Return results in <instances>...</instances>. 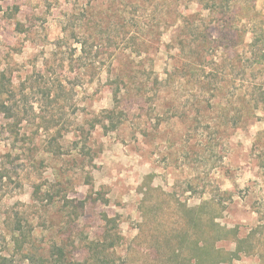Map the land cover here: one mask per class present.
Returning a JSON list of instances; mask_svg holds the SVG:
<instances>
[{
    "label": "rangeland",
    "instance_id": "rangeland-1",
    "mask_svg": "<svg viewBox=\"0 0 264 264\" xmlns=\"http://www.w3.org/2000/svg\"><path fill=\"white\" fill-rule=\"evenodd\" d=\"M244 1L183 47V16L208 14L198 0H0L6 264H165L209 199L199 219L254 245L221 264H264V0Z\"/></svg>",
    "mask_w": 264,
    "mask_h": 264
},
{
    "label": "trees",
    "instance_id": "trees-1",
    "mask_svg": "<svg viewBox=\"0 0 264 264\" xmlns=\"http://www.w3.org/2000/svg\"><path fill=\"white\" fill-rule=\"evenodd\" d=\"M198 3L201 7V9H206L208 11V14L204 16L201 14V12L196 13H189L183 16L181 20V25L177 31V34L175 36L180 40L179 43H181V46L184 45V35L186 32L188 33H194V34H205L206 32V39L209 34H207V21L208 19L212 20L214 19V16L211 14H217L215 16L217 20L220 22L222 18L218 15H222L224 11H222V8H228L229 11H232L234 9H238L239 11H247L249 10V7H251V4L249 2L244 0H198ZM243 20L246 22L247 25L253 26L252 20L249 16H243ZM217 21V22H218ZM226 22V21H224ZM145 27L149 31V24H145ZM238 29V28H237ZM239 31V30H237ZM245 32V30H242ZM247 31V30H246ZM252 36V42L249 44V46L254 47L255 42L260 39V37L256 36L254 32L251 33ZM243 35V33L241 34ZM214 42V41H212ZM191 48H195L196 43H191ZM251 52L253 49H250ZM195 51H191V53H194ZM197 54V53H196ZM207 56L201 55L200 58H193V63L198 64L200 67H205L206 65V59ZM192 61V59H191ZM190 61V62H191ZM259 90V88H256ZM7 93V90L4 89V86L0 84V109L1 111L6 115V118L12 119L14 115L11 113L12 109L8 107L6 102L2 99L3 95ZM263 91L260 90L258 92H253L254 97H258L260 99ZM19 120V119H18ZM208 203H216V205H219L221 203L220 201H215L212 199H209L206 202H203V204L199 207H194L188 209L189 214H192L191 219L189 220L191 226L196 227L198 222L204 221V226L200 229L195 228V231L197 233H200V236H197L195 233L193 234V237H189L186 235L184 238H179L176 240L175 243L168 240L167 243L168 246V254L163 253L162 261L165 264H221V263H231L234 260H237L241 257L242 254L249 255L253 253V243L247 239L239 238L238 236V229L236 227L228 228L226 226H222L219 223L215 222V218L217 217V213L208 212L206 218L199 219L200 212L202 211V208L207 206ZM215 206V204H214ZM213 212H216L217 208L216 206L214 208H211ZM199 214V215H198ZM105 225L107 227V231L110 230V224L112 227V223L115 222L114 218H108L105 216ZM264 222V218H263ZM203 223V222H202ZM257 228H261L259 225ZM114 231V230H113ZM114 237L108 238L110 239L108 242L109 247H115L116 245L120 244L123 241V237L119 233H115L113 235ZM220 240H228L233 243L234 248L230 250H225L221 247H218L216 243ZM161 244L151 242L148 245L149 250L152 253H158V250L160 251ZM160 255V252H159ZM120 258V257H119ZM164 258V259H163ZM115 263V262H114ZM0 264H6V258L0 257Z\"/></svg>",
    "mask_w": 264,
    "mask_h": 264
}]
</instances>
